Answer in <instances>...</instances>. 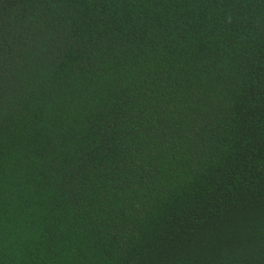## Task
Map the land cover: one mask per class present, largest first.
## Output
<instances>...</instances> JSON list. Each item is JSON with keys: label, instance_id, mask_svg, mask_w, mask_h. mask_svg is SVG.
<instances>
[{"label": "trees", "instance_id": "obj_1", "mask_svg": "<svg viewBox=\"0 0 264 264\" xmlns=\"http://www.w3.org/2000/svg\"><path fill=\"white\" fill-rule=\"evenodd\" d=\"M0 264H264V0H0Z\"/></svg>", "mask_w": 264, "mask_h": 264}]
</instances>
